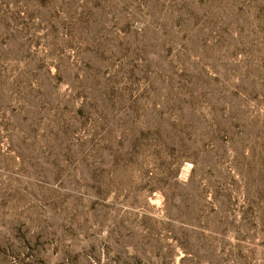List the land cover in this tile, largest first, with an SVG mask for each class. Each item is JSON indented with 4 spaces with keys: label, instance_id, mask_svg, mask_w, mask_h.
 Returning a JSON list of instances; mask_svg holds the SVG:
<instances>
[{
    "label": "rangeland",
    "instance_id": "1",
    "mask_svg": "<svg viewBox=\"0 0 264 264\" xmlns=\"http://www.w3.org/2000/svg\"><path fill=\"white\" fill-rule=\"evenodd\" d=\"M0 264H264V0H0Z\"/></svg>",
    "mask_w": 264,
    "mask_h": 264
}]
</instances>
